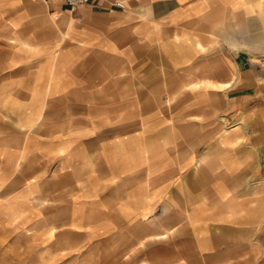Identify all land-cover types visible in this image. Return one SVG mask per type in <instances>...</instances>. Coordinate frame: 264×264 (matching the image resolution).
Listing matches in <instances>:
<instances>
[{
    "label": "crops",
    "instance_id": "1",
    "mask_svg": "<svg viewBox=\"0 0 264 264\" xmlns=\"http://www.w3.org/2000/svg\"><path fill=\"white\" fill-rule=\"evenodd\" d=\"M45 3L0 30V209L102 264H264V0Z\"/></svg>",
    "mask_w": 264,
    "mask_h": 264
},
{
    "label": "rangeland",
    "instance_id": "2",
    "mask_svg": "<svg viewBox=\"0 0 264 264\" xmlns=\"http://www.w3.org/2000/svg\"><path fill=\"white\" fill-rule=\"evenodd\" d=\"M47 23L45 0H0V30L5 24L28 27ZM2 36L0 33V40ZM23 211L21 218L19 211L6 215L0 209V264H102L99 251L88 248L79 235L41 223L43 219L27 223L32 210Z\"/></svg>",
    "mask_w": 264,
    "mask_h": 264
},
{
    "label": "built area",
    "instance_id": "3",
    "mask_svg": "<svg viewBox=\"0 0 264 264\" xmlns=\"http://www.w3.org/2000/svg\"><path fill=\"white\" fill-rule=\"evenodd\" d=\"M65 5L69 6L70 8H76L83 4H86L90 0H61Z\"/></svg>",
    "mask_w": 264,
    "mask_h": 264
}]
</instances>
